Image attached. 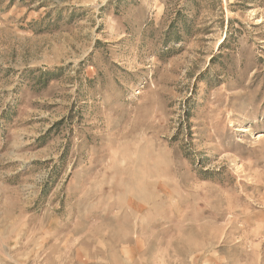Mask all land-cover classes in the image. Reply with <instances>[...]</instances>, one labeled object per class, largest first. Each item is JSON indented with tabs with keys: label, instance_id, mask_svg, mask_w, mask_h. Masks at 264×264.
Segmentation results:
<instances>
[{
	"label": "rangeland",
	"instance_id": "rangeland-1",
	"mask_svg": "<svg viewBox=\"0 0 264 264\" xmlns=\"http://www.w3.org/2000/svg\"><path fill=\"white\" fill-rule=\"evenodd\" d=\"M0 264H264V0H0Z\"/></svg>",
	"mask_w": 264,
	"mask_h": 264
},
{
	"label": "bare ground",
	"instance_id": "bare-ground-1",
	"mask_svg": "<svg viewBox=\"0 0 264 264\" xmlns=\"http://www.w3.org/2000/svg\"><path fill=\"white\" fill-rule=\"evenodd\" d=\"M260 133H261V132H260ZM261 136H263V134H259V135H258V137H261Z\"/></svg>",
	"mask_w": 264,
	"mask_h": 264
}]
</instances>
